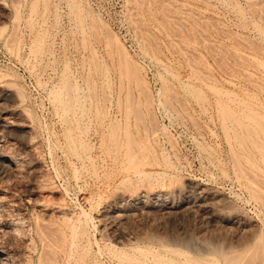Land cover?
I'll return each instance as SVG.
<instances>
[{
    "label": "rangeland",
    "instance_id": "1",
    "mask_svg": "<svg viewBox=\"0 0 264 264\" xmlns=\"http://www.w3.org/2000/svg\"><path fill=\"white\" fill-rule=\"evenodd\" d=\"M0 40L41 90L0 66V264H264V0H0Z\"/></svg>",
    "mask_w": 264,
    "mask_h": 264
},
{
    "label": "bare ground",
    "instance_id": "2",
    "mask_svg": "<svg viewBox=\"0 0 264 264\" xmlns=\"http://www.w3.org/2000/svg\"><path fill=\"white\" fill-rule=\"evenodd\" d=\"M36 1H37V0H36ZM34 2H35V1H34ZM34 9H35V8H34ZM0 75H1V74H0ZM2 76H3V75H2ZM7 77H8V76H7ZM200 96H201V95H200ZM200 96H199V98H200ZM196 97H198V95H197ZM196 99H197V98H196ZM200 99H202V97H201ZM204 100H206V99H204ZM238 101H239V100H238ZM220 109H221V108H220ZM222 109H224V108H222ZM229 109H231V108H229ZM229 109H228V108H225L223 111L220 112L221 115L223 114L222 116H224V117H225V116L228 117V118H227V121H225V124H224L223 127H225V128L228 127V126L226 125V123L229 122V120H230L231 118L233 119V121L236 120V121H235V122H236L235 124H237V127L240 126V125H242V124H245V123H246V122H245V123H242V122H244V121H241V122H240V120H241L240 118H242V119L244 118V117H242V116H241L239 119H235V118L238 116V115H236L237 112H234L235 115H236V117H234V116L232 115V114H233V113H232V109H231V110H229ZM242 110H243V109H242ZM230 111H231V112H230ZM234 111H235V110H234ZM249 111H250V110H249ZM249 111H248V112H249ZM64 112H65V111H64ZM216 112H217V110H216ZM238 112H239V111H238ZM241 112H242V113H241V115H242L244 112H243V111H241ZM245 113H246V112H245ZM245 113H244V114H245ZM250 113H252V112H250ZM238 114H240V113H238ZM244 114H243V115H244ZM245 115H247V116H245ZM245 115H244V116L247 117L246 119H244L245 121H246V120L248 121V119H250L249 117H251L252 120H255V119H256V118H252V116H249V115H251V114H248V113H247V114H245ZM239 116H240V115H239ZM226 117H225V119H226ZM257 120H260V119H257ZM231 121H232V120H231ZM233 121H232V122H233ZM238 121H239V122H238ZM249 121H250V120H249ZM5 122H6V121H5ZM5 122H4V123H5ZM232 122H231V123H232ZM250 122H252V125H250V124L248 125V123H249V122H248V123L245 124L244 126H241L240 129H241L242 127H243V128L245 127L244 130L246 131L247 129H250L251 126L253 127V125H254V126L256 125L257 127L260 126V128H259L260 130H261V128L264 129V125L253 124V121H250ZM254 122L257 123V121H254ZM7 123H8V122H6V124H7ZM258 123H260V122H258ZM232 124H234V123H232ZM7 126H8V125H7ZM232 126H233V125H232ZM249 126H250V128H248ZM256 126H255V127H256ZM255 127H253V128H255ZM129 128H130V127H129ZM227 129H228V128H227ZM230 129H231V128H230ZM230 129H228V130H226V131L223 129V130L226 132L225 135H226V137H227L229 140H230V138H229L230 135H229V137H228V134H229L228 131H229ZM233 129L235 130V129H236V126H235V128L233 127ZM127 130H128V129H127ZM127 130H126V131H127ZM236 130H237V129H236ZM255 130H256V129H255ZM124 131H125V130H124ZM231 131H232V130H231ZM231 131H230V132H231ZM242 131H243V130H241L240 133H242ZM256 131H258V129H257ZM256 131H255V132H256ZM129 132H130V131H129ZM129 132H128V133L125 132V134L127 133V134H126L127 137H128V135H129ZM232 132H233V131H232ZM236 132H239V131L237 130V131H235V133H236ZM261 132H262V136H263V135H264V131L261 130L260 133H261ZM233 133H234V132H233ZM235 133H234V134H235ZM250 133L256 134V133H258V132L254 133V132H251V131H250L249 133H247L248 137H247V136L245 137V139L247 138V142L249 141V140H248L249 137H250V138H249L250 140L252 139V140L250 141L251 143L248 142V143H250V146H251V147H252V144L255 145V146H257V145H258V144H257L258 141H257V140H253V138H254V137H253V134L251 135L253 138H251ZM125 134H123V136H126ZM231 134H232V133H231ZM238 134H239V133H238ZM232 135H233V134H232ZM242 135H243V134H242ZM242 135L240 134V136H242ZM130 136H131V135H130ZM130 136H129V137H130ZM243 136H245V135H243ZM243 136H242V137H243ZM254 136H255V135H254ZM257 136H259V135H256L255 137L257 138ZM233 137H234V139H231V140H234V141L237 140V141H239V143H238V145H237V148H238L239 145L241 146L240 141H241V143L244 144V142H245L244 140H245V139L242 140L241 137H239V135H238V137L240 138V140H239L237 137H235V136H233ZM233 137H232V138H233ZM125 138H126V137H125ZM131 138H132V137H131ZM263 138H264V136L262 137V139H263ZM128 139H129V138H128ZM235 139H236V140H235ZM257 139L259 140V139H261V138H257ZM130 140H132V139H130ZM227 141H228V140H227ZM227 141H226V142H227ZM234 141H233L232 143H234ZM252 141H257V143H256V142L253 143ZM125 142H126V141H125ZM230 142H231V141H230ZM260 142H262V141L260 140ZM260 142H259V143H260ZM131 143H132V141H131ZM126 144H127V143H126ZM236 144H237V143H236ZM243 144H242V145H243ZM245 144H246V142H245ZM256 144H257V145H256ZM247 145H248V144H247ZM247 145H246V147H247ZM262 145H263V146H262ZM262 145L259 144L260 149H259L258 146H257L258 149H256V147L254 146L255 150H257V152H258V150L260 151L261 149H263V151H264V148H263V147H264V143H263ZM124 146H125V145H124ZM127 146L129 147L128 144L126 145V148H127ZM228 146H229V145H228ZM231 146H232V145H231ZM234 146H235V143H234ZM240 146H239V147H240ZM241 147H242V146H241ZM237 148H236V149H237ZM243 148H245V147H242V148H240V149H243ZM127 149H128V148H127ZM231 149H232V151H234V150H233L234 148H231ZM246 149H248V152H249V153H250V151H252V150L249 151L250 148H246ZM129 150H130V149H129ZM243 150H244V149H243ZM229 151H230V150H229ZM232 151H231V152H232ZM237 151H238V150H237ZM239 151H242V150H239ZM244 151H245V153H246V150H244ZM261 151H262V150H261ZM263 151H262V152H263ZM126 152H127V151H126ZM234 152H235V151H234ZM248 152H247L246 154H247L249 157H251V155L254 154V153L252 154V152H251V153H250L251 155H249ZM236 153H237V152H236ZM236 153H234V154H236ZM230 154H231V153H230ZM234 154H233V155H234ZM238 154H239V153H237L236 155H238ZM258 154L260 155V157H261L262 159H260L259 161H258V160H257V161H253V162H251V163H253L256 167H258V168H256V169H258V170H260V171H263V172L258 171V172H260V174H261V173L264 174V158H263V156H264L263 154H264V153L261 155V153L258 152ZM231 155H232V154H231ZM231 155H230V157H231ZM240 155H241V154H240ZM240 155H239V156H236V157H239V158H240L241 156H244V155H241V156H240ZM232 157H233V156H232ZM236 157H235V158H236ZM235 158H234L233 162H234V163H235V162L238 163L239 160H238V161H235ZM242 158H244V157H242ZM242 158H241V160H242ZM237 159H238V158H237ZM245 159H246V158H245ZM254 159H255V158H254ZM246 160H249V159L247 158ZM250 160H251V159H250ZM252 160H253V159H252ZM137 161H138V160H137ZM242 161H243V160H242ZM138 162H139V161H138ZM243 162H244V161H243ZM246 162H248V161H246ZM126 163H127V162H126ZM220 163H221V162H220ZM237 163H236V164H237ZM249 163H250V162H249ZM259 163H262L263 166H258L257 164H259ZM238 164L240 165V163H238ZM232 165H233V163H232ZM234 165H235V164H234ZM246 165H248V164L246 163ZM237 166H238V165H237ZM244 166H245V165H244ZM249 166H252L253 169H255V167H254L252 164L249 165ZM233 169H234V168H233ZM243 169H244V167H243ZM236 170H237V169H236ZM223 171H224V170H223ZM249 171H250V170H249ZM249 171H248V169H247V172L250 174V175H248V176H251V177L254 178V175H255L256 172H255V173H254V172H253V173H250V172H252V171H250V172H249ZM237 172H238V171H237ZM239 172H240V171H239ZM245 173H246V172H245ZM248 173H247V174H248ZM251 174H252V175H251ZM242 175H243V171H241V175H240V176H242ZM236 176H238V175L236 174ZM240 176H239V177H236V178H237V181H238L240 178H242V177H240ZM244 176H245V175H244ZM258 176L261 177L262 175H261V176L258 175ZM251 177H250V178H251ZM256 177H257V176H256ZM256 177H255L254 179H256ZM262 178H263V177H262ZM244 179H245V178H244ZM247 179H248V178H247ZM258 179H259V178H257V181H258ZM263 179H264V178H263ZM249 180H250V179H249ZM250 181H251V180H250ZM253 181L255 182V180H253ZM253 181H251V182H253ZM261 181H262V180H261ZM238 182H239V181H238ZM263 183H264V182H263ZM254 184H256V183H254ZM243 185H244V184H243ZM243 185H242V186H243ZM247 185L249 186V187H248V190H249V189L251 188V185L248 184V183H247ZM261 185H262V183H261ZM263 185H264V184H263ZM257 186H259V185L257 184ZM244 187H245V186H244ZM246 188H247V187H246ZM246 188H245V189H246ZM254 188H255V187H253V190H252V191H254L253 193L255 194V195H253V198H254L256 195L259 194V195H258V199H260V200H258V199H257V200H258L259 203L262 201L261 204H263V205H260V206H263V208H264V203H263V200H264V199H263V197H262L263 194L261 195L260 193L257 192L258 189L254 190ZM256 188H257V187H256ZM258 188H259V187H258ZM243 190H244V189H243ZM248 190H247V192H248ZM260 190H261V189H260ZM249 191H250V190H249ZM252 191H251V192H252ZM255 191H256V192H255ZM259 192L264 193L263 191H259ZM251 197H252V196H251ZM253 198H252V199H253ZM250 200H251V199H250ZM253 200L256 201V199H253ZM256 202H257V201H256ZM256 202H255V203H256ZM85 213H86V212H84L83 214L85 215ZM86 216H87V215H86ZM84 217H85V216H84ZM87 217H88V216H87ZM87 222H88V221H87ZM84 223H85V222H84ZM85 227H86V226H85ZM41 232H42V231H40V233H41ZM83 232H84V229H83L82 233H83ZM40 233H39V231H38L37 234L40 235ZM55 233H56V232H55ZM259 233H261V232H259ZM41 234H42V233H41ZM52 234H54V233H52ZM56 234H57V233H56ZM80 234H81V233H80ZM40 236H41V235H40ZM86 236H87V235H86ZM260 237L264 238V236H260ZM260 237H259V238H260ZM53 238H54V237H53ZM59 238H60V237H59ZM89 238H90V237H89ZM54 240H55V239H54ZM57 240H58V239H57ZM90 240H91V239H89L88 244L91 242ZM93 243H94V242H93ZM255 243H257V242L255 241ZM257 244H258V243H257ZM263 244H264V243H263ZM83 245H84V244H83ZM255 245H256V244H255ZM261 245H262V244H261ZM262 246H263V245H262ZM135 248H136V247H135ZM135 248H134L135 253H136V251L141 252V253H139L138 256H140V254L143 255V257H144L143 259H146L147 262H148V264H149V262H150L151 264H205L206 262H208V261H205V259H206V260H210V262H208L207 264H219V263H218V260L215 261V257H214L213 255H211L212 258H211V256H209V257H204L203 261L195 260V259H192V258H191V260H187V261H185V260L179 261V260L173 258L172 256H174V255H180V256H182V255L186 254L184 251L173 250V249H170V248H168V247H164V248L162 247L163 249H161V250H159V251H157V250L154 251V249L151 250V249L146 248V247H144L145 249H143L142 246H141V248H139V247L137 246V249H138V250H136ZM231 249H232V248H231ZM261 249H263V247H262ZM1 250H2V249H1ZM1 250H0V251H1ZM70 250H71V249H70ZM235 250H236V249H235ZM246 250H247V249H246ZM246 250H245V251H246ZM75 251H76V250H75ZM88 251H89V250H88ZM217 251H218V250H217ZM220 251H221V250L219 249L218 252L221 253ZM230 251H231V250H230ZM239 251H240V250H239ZM1 252H3V251H1ZM76 252H77V251H76ZM76 252H75V253H76ZM211 252H216V251L213 250V251H211ZM248 252H249V251H248ZM248 252H247V253H248ZM70 253H71V252H70ZM75 253H74V254H75ZM197 253H198V252H197ZM223 253H224V252H223ZM228 253H229V251H228L226 254H228ZM238 253H239V252H238ZM238 253H237V257H238ZM263 253H264V250H263ZM4 254H5V253H4ZM129 254H130V253H129ZM133 254H134V253H133ZM189 254H190V253H189ZM216 254H217V252H216ZM226 254H223V255H226ZM231 254H234V251H233ZM231 254H229V256H231ZM240 254H241V253H239V258H240ZM242 254H243V253H242ZM260 254H261V253H260ZM1 255H2V253H1ZM127 255H128V254H126V256H127ZM187 255H188V254H187ZM244 255H246V253H244ZM219 256H220V255H219ZM229 256H227V257L224 258V259H226V261L223 259V263L226 262V264H239V261H238V263H236L237 260H236L235 258H233V259H235L236 261H235V260H231V261H230V259H232V258H229V259H228ZM195 257H196V256H195ZM199 257H200V256H199ZM201 257H202V256H201ZM220 257H222V255H221ZM235 257H236V256H235ZM258 257H259V256H258ZM263 257H264V256H263ZM242 258H243V257H242ZM242 258H240V259H242ZM245 258H247V257H245ZM249 258H250V257H249ZM66 259H67V258H66ZM126 259H127V260L130 259V260H129L130 262L133 261V262H135V263H137V264H143V263L145 262V260H143V259L137 257V255H136V256L133 255V257H130V258H129V256H127ZM184 259H185V258H184ZM227 259H228L229 261H228ZM61 260H62V259H61ZM131 260H132V261H131ZM238 260H239V259H238ZM248 260H249V259H248ZM233 261H235V263H233ZM241 261H242V260H241ZM38 262H39V261H38ZM41 262H42V261H41ZM43 262H44V261H43ZM246 262H247V261H246ZM65 263H66V262H65ZM145 264H146V263H145ZM224 264H225V263H224ZM244 264H246V263H244Z\"/></svg>",
    "mask_w": 264,
    "mask_h": 264
},
{
    "label": "built area",
    "instance_id": "3",
    "mask_svg": "<svg viewBox=\"0 0 264 264\" xmlns=\"http://www.w3.org/2000/svg\"><path fill=\"white\" fill-rule=\"evenodd\" d=\"M0 66L16 70L19 74H21L25 84L32 91V93L38 96L41 95V90L36 84L35 79L31 76L24 63L11 54L10 49L4 40H0Z\"/></svg>",
    "mask_w": 264,
    "mask_h": 264
}]
</instances>
